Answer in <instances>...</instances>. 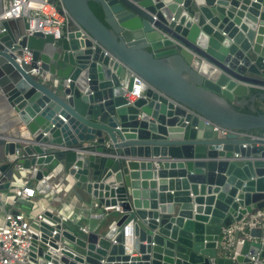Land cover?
Here are the masks:
<instances>
[{
    "label": "water",
    "instance_id": "obj_1",
    "mask_svg": "<svg viewBox=\"0 0 264 264\" xmlns=\"http://www.w3.org/2000/svg\"><path fill=\"white\" fill-rule=\"evenodd\" d=\"M60 2L71 20L58 37L26 34L22 17L0 19V99L14 125L0 128V192L18 180L37 198L67 188L101 216L80 231L44 210L28 262L264 259V136L254 132L264 114L236 108L264 87V0ZM135 75L143 83L131 99ZM250 220L258 223L235 235L242 245L224 250L223 229Z\"/></svg>",
    "mask_w": 264,
    "mask_h": 264
},
{
    "label": "built area",
    "instance_id": "obj_2",
    "mask_svg": "<svg viewBox=\"0 0 264 264\" xmlns=\"http://www.w3.org/2000/svg\"><path fill=\"white\" fill-rule=\"evenodd\" d=\"M2 2L3 8L0 19L22 17L29 25L26 34L41 31L52 33L55 37H58L61 33V27L71 20L60 0H2ZM30 59L31 52L23 48V60L29 62ZM30 73L41 81L47 79V74L40 71V69L31 68ZM142 83L143 80L135 75L129 93L131 99L141 95ZM215 128L218 127L215 126ZM221 131L224 133L226 130L221 129ZM20 181L21 184H14L10 187V197L13 203L19 199L30 200L36 195L35 190L28 185L26 180ZM56 186H58L57 183L51 184L53 189ZM49 198L53 199V195ZM41 218V213L29 216L25 211L20 210L4 212V219L0 222V264H27L30 237L34 232L32 224ZM257 223L256 220H250L224 228L222 248L228 250L234 249L235 245H242L244 237L235 239L236 233L242 232L246 226H253ZM260 225L264 226V221H261ZM83 230L85 229L83 228ZM122 232L124 249L130 251L134 239L132 222H126L122 227ZM112 242L115 243L114 238ZM251 258V264H264V259Z\"/></svg>",
    "mask_w": 264,
    "mask_h": 264
},
{
    "label": "crops",
    "instance_id": "obj_3",
    "mask_svg": "<svg viewBox=\"0 0 264 264\" xmlns=\"http://www.w3.org/2000/svg\"><path fill=\"white\" fill-rule=\"evenodd\" d=\"M253 89H257L259 94L255 95L251 99H247V101L241 105L236 104V106L240 108L247 107L250 109V107L253 105L256 109H264V87L253 86ZM12 119V113L5 108V104L0 99L1 130L4 129V132L7 133L13 130L14 125L12 123ZM14 184H21V181H15L11 186ZM79 192L80 194L82 193L81 191ZM55 195L57 199L47 198L46 196L37 198V196H34L28 200L31 201L32 207L30 209H26L23 208L18 202H12V198L10 197V189L2 191L0 192V222L3 221L4 212L6 211L20 210L25 211V213L29 216H34L43 212L44 210L51 209L55 213H61L64 219L71 222L75 230L87 231L100 223V208L95 205L96 203L87 204L84 201H79L74 194L67 192V188ZM83 228L85 230H83ZM27 264L31 263L27 262Z\"/></svg>",
    "mask_w": 264,
    "mask_h": 264
},
{
    "label": "trees",
    "instance_id": "obj_4",
    "mask_svg": "<svg viewBox=\"0 0 264 264\" xmlns=\"http://www.w3.org/2000/svg\"><path fill=\"white\" fill-rule=\"evenodd\" d=\"M89 5L91 7V9L94 11V13L102 19V14L100 12V9L99 7L93 3V2H89ZM253 94H259V91L257 89H253L252 92ZM236 108L238 110H241V111H245V112H248V113H261V114H264V109H256V111H252L251 109L247 108V107H244V108H240L238 106H236ZM255 133L259 134V135H263L264 136V127L262 128H258L256 130H254Z\"/></svg>",
    "mask_w": 264,
    "mask_h": 264
},
{
    "label": "bare ground",
    "instance_id": "obj_5",
    "mask_svg": "<svg viewBox=\"0 0 264 264\" xmlns=\"http://www.w3.org/2000/svg\"><path fill=\"white\" fill-rule=\"evenodd\" d=\"M65 213V212H64Z\"/></svg>",
    "mask_w": 264,
    "mask_h": 264
}]
</instances>
